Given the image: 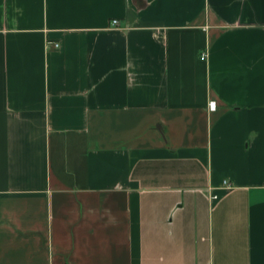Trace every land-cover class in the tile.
<instances>
[{"label": "crops", "instance_id": "crops-1", "mask_svg": "<svg viewBox=\"0 0 264 264\" xmlns=\"http://www.w3.org/2000/svg\"><path fill=\"white\" fill-rule=\"evenodd\" d=\"M0 264H264V0H0Z\"/></svg>", "mask_w": 264, "mask_h": 264}, {"label": "built area", "instance_id": "built-area-1", "mask_svg": "<svg viewBox=\"0 0 264 264\" xmlns=\"http://www.w3.org/2000/svg\"><path fill=\"white\" fill-rule=\"evenodd\" d=\"M117 23H118L117 19H112V20H111V24H113V25H117ZM55 45L57 46V44H55ZM205 57H206V53H205V52H201V54H200V58H201V59H204ZM214 106H215L214 101H211V102L209 103V108H210V109H213Z\"/></svg>", "mask_w": 264, "mask_h": 264}]
</instances>
